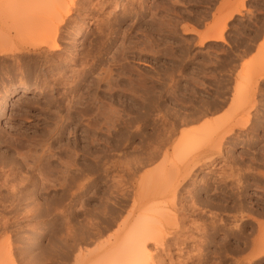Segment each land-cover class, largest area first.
<instances>
[{
    "label": "rangeland",
    "instance_id": "374dc122",
    "mask_svg": "<svg viewBox=\"0 0 264 264\" xmlns=\"http://www.w3.org/2000/svg\"><path fill=\"white\" fill-rule=\"evenodd\" d=\"M80 1L74 17L85 31L74 47L96 57L103 26L110 46L92 70L67 79L76 81L70 90L50 79L63 72L65 80L72 65L53 59L55 73L44 77L39 58L17 50L43 36L12 9L39 11L43 0H0V264H110L116 257L100 249L116 241L127 217L134 233L144 226L174 232L165 247L148 245L156 254L151 261L264 264L261 249L255 252L264 239V78L255 96L234 95L239 76L249 81L254 74L252 87L264 66V0H115L100 13L88 11L96 0ZM238 7L241 13L224 24ZM220 27L225 42L200 44V34ZM256 51L260 63L251 59ZM247 120L225 138L221 155L210 157L214 162L198 168L195 183L179 189L176 226L171 216H142L148 203L170 205L166 193L145 200L148 188L149 196L161 185L152 178L163 154L150 160L149 151L160 143L172 148L189 138L187 131L190 144L207 150L222 129ZM162 129L173 130L167 143Z\"/></svg>",
    "mask_w": 264,
    "mask_h": 264
},
{
    "label": "bare ground",
    "instance_id": "6f19581e",
    "mask_svg": "<svg viewBox=\"0 0 264 264\" xmlns=\"http://www.w3.org/2000/svg\"><path fill=\"white\" fill-rule=\"evenodd\" d=\"M46 1H49V0H43V2H41V4L43 5H45V6H41V7H39V11H38V9L35 7L36 5H39L38 4V2H39V0H38V2H33L34 4L35 3H37L35 6H34V4H33V6L35 7L34 9H36L34 12H33V10H29V9H27V8H29V6L28 5H26L25 7L24 6H16V7H14L12 10H14V13H16V15H17V17H18V19H21V20H23L26 24H29V25H33L34 26V28H32V29H37V28H39V32L38 33H36V34H38L39 35V33L41 34V35H39V37H41V36H43L41 39V41H39L38 43H36L37 45H35V43H31V46L32 47H19V48H17V50L19 51V52H21V51H23V50H27V52H31V54H33L34 53V55L36 56V58L38 57L39 59H37L40 63H41V65H44V68L45 67H47V69H48V71L46 72V73H43V75H44V77L45 76H52V75H54V70H55V66H57V65H55V66H53L52 65V63L51 64H49V62H52V60L53 59H55V60H57V61H62V62H64V64H70V65H74L73 67H77V69H71V67H69L70 68V74H68L67 73V78L64 80V77L66 76V74L64 75L63 74V72H56V75L57 76H55L54 78H51L50 79V81H53L54 83L53 84H61V82H65V84L67 85V87H69L70 88V90L71 89H73L72 87H70V86H72V85H70V84H72L73 82H74V80H76L75 78L76 77H79L80 75H82V74H86L87 72H89L90 70H92V68L94 67V64L93 63H98V62H101L102 61V56L104 55V53L103 52H106L107 51V48H108V46H110V43H109V40H110V38H109V33L110 32H108V33H106L107 31H106V28L103 26L101 29H105V31H102V33L98 36V40H97V43H98V46H97V55H96V57L95 56H93L92 55V57H90L91 56V52H89V51H91V50H87L88 52H86V53H81V51L83 50L84 51V49L83 48H80V47H74L75 45V43H77V42H75V40H76V38H78V37H80V36H82L84 33H83V31H85L84 29V24H83V26H81L82 25V23L80 24V22L79 21H77V17L79 16H76V17H74V14H75V11L81 6V5H79V2H81L80 0H55V3H54V1H53V3H54V5H53V3H52V0L51 1H49V4L48 5H50L51 3V5L52 6H48V5H46L48 2H46ZM83 1V0H82ZM85 2H86V0H84ZM113 1H115V0H96V2H95V6H93L91 9H88V8H86V9H88V11L89 10H96V12H99V11H97V8H99L100 9V11H101V9H103L104 7H106V5L108 4V3H113ZM117 1V0H116ZM129 2H131L130 0H128ZM134 1V0H133ZM45 2V3H44ZM93 2V1H92ZM128 2V3H129ZM128 3H126V5L128 4ZM132 3V2H131ZM135 3V2H134ZM40 4V5H41ZM82 4V3H81ZM87 4V3H86ZM118 4H119V2H118ZM123 4V3H122ZM137 4V3H136ZM138 4H139V2H138ZM137 4V5H138ZM39 5V6H40ZM58 5L60 6L59 8H60V10H58ZM85 5V4H84ZM90 5V4H89ZM111 5H113V4H111ZM124 5V4H123ZM134 5V4H133ZM83 6V5H82ZM114 6V5H113ZM140 6V5H139ZM19 9H18V8ZM23 7V9H21ZM38 7V6H37ZM118 7V6H117ZM117 7H115V8H117ZM131 7V6H130ZM137 7V6H136ZM81 9H82V7H80ZM79 8V9H80ZM15 9H17V10H15ZM26 9V10H25ZM31 9V8H30ZM80 9V10H81ZM120 9V8H119ZM124 9H125V7H124ZM127 9H129L128 7H127ZM137 9V8H136ZM28 10H29V12H28ZM75 10V11H74ZM104 10V9H103ZM139 10H140V8H139ZM138 10V11H139ZM18 11V12H17ZM24 11V12H23ZM32 11V12H31ZM105 11V10H104ZM111 11V10H110ZM122 11H123V9H122ZM126 11V10H125ZM133 11V10H132ZM129 12H130V10H129ZM137 12V11H136ZM100 13V12H99ZM103 13V12H102ZM108 13V12H107ZM110 13V12H109ZM109 13H108V15H109ZM113 12H111V14H112ZM241 13V8H236L233 12H231L225 19H224V21H223V23L225 24V23H227L228 21H230L231 19H233V17L235 16V15H238V14H240ZM115 15V14H114ZM125 15V14H124ZM83 16V15H82ZM80 17V16H79ZM84 17V19L86 18L87 19V16L85 15V16H83ZM106 17H108L107 16V14H106ZM82 18V17H81ZM109 18V17H108ZM17 19V18H16ZM53 20V22H52V20ZM20 20V21H21ZM51 20V21H50ZM81 20V19H80ZM3 21V20H2ZM50 21V22H49ZM29 22V23H28ZM46 22H49V23H46ZM52 22V23H51ZM108 22V21H107ZM31 23V24H30ZM36 23V24H35ZM84 23V22H83ZM32 26V27H33ZM36 26V27H35ZM39 26V27H38ZM225 27V26H224ZM224 27H220L219 28V30H218V32H213V33H209V34H206V35H201L200 34V36H201V40H200V44L201 45H203L204 43H206L207 41H223V42H225L224 41ZM76 28H79V30H77ZM100 28V27H99ZM74 29H76L77 31L75 32V30ZM100 29V30H101ZM112 29V28H111ZM74 30V31H73ZM99 30V31H100ZM107 30H109L108 28H107ZM113 30V29H112ZM35 31V30H34ZM194 31V30H193ZM36 32H37V30H36ZM72 32H75V37L73 38H71L72 40H68L67 39V41L66 42H64V45L62 46V43H60V41L61 40H63V39H65V38H69V36L71 35V34H73ZM193 32H190L189 34H192ZM109 35V36H108ZM69 38V39H70ZM66 40V39H65ZM62 42V41H61ZM96 43V44H97ZM112 43V42H111ZM26 44H28V43H26ZM29 46H30V43H29ZM79 50H81V51H79ZM15 52H16V50H15ZM0 53H2V51L0 52ZM10 53V52H9ZM32 56V55H31ZM253 56V55H252ZM259 56H261V55H259V53L256 51V53L254 54V58L252 57L251 59H252V61H255L256 59H257V57L260 59V61L257 59L256 61L258 62L259 61V63L260 62H262V60H261V58L259 57ZM264 56V55H263ZM88 57H90L91 58V60L93 61H91L90 60V58H89V60H88ZM262 59H264V57L262 58ZM36 60V61H37ZM51 60V61H50ZM89 61H91V63L89 62ZM250 63H252V61H250V60H248ZM249 62H242V64L243 63H248L249 64ZM57 63V62H56ZM54 64V63H53ZM244 65V64H243ZM96 66V65H95ZM245 66V65H244ZM257 66V65H256ZM61 67V66H60ZM261 68H262V70H260L259 72H257V74H258V77H259V79H258V81H257V78H256V80H254V85L251 87V79L253 78L252 76H254V74L253 75H251L250 77H248V79L250 78V80L248 81L247 80V78H246V76L244 77V75H241V76H239V78H238V80L236 81V85H235V88H234V95L235 96H240L243 92H250V91H252V95L253 96H255L256 95V90H257V87H258V83H260L259 81H262L263 80V78H264V66L262 67L261 66ZM45 70V69H44ZM65 70V69H64ZM62 71V70H61ZM40 76H42V75H40ZM50 78V77H49ZM69 78H71V79H74V80H71L70 79V81H72V82H69V80H67V79H69ZM44 79V78H43ZM79 79H81V78H79ZM166 79V78H165ZM45 80H46V78H45ZM44 81V80H43ZM47 81H48V79H47ZM46 81V82H47ZM78 79H77V83H78ZM132 81V80H131ZM130 81V82H131ZM134 81V80H133ZM137 80H135L134 82L135 83H137L136 82ZM246 81V82H245ZM247 81H248V83H247ZM253 81V80H252ZM80 82V81H79ZM139 82V81H138ZM140 82H141V80H140ZM167 83H168V81H166ZM249 82H250V84H249ZM74 83H76V81L74 82ZM133 83V82H132ZM244 83H247L250 87H247V84L246 85H244ZM64 84V85H65ZM138 85L140 84V83H137ZM261 84V83H260ZM54 85V86H55ZM78 85H79V83H78ZM141 85V84H140ZM166 85V84H165ZM58 86V85H57ZM74 86V85H73ZM76 86H77V84H76ZM136 86V85H135ZM170 86V84L168 85V87ZM60 87V86H59ZM64 87V86H63ZM62 87V88H63ZM67 87L65 88V91L66 92H68V90H69V88H68V90H66L67 89ZM22 88V87H21ZM166 88V87H165ZM26 89V88H25ZM24 89V90H25ZM150 89V88H149ZM171 89V88H170ZM69 90V91H70ZM74 90V89H73ZM137 91V89H135V87H134V91ZM138 90H140V89H138ZM77 91V90H76ZM75 91V92H76ZM163 91H164V89H163ZM168 91V90H167ZM169 91H171V90H169ZM168 91V92H169ZM14 92V91H13ZM12 91L10 92V94H12L13 93ZM115 92V91H114ZM118 92V91H117ZM149 92H152L151 90H148V93ZM154 92V91H153ZM152 92V93H153ZM119 93H120V91H119ZM147 93V92H146ZM165 93V92H164ZM171 93V92H170ZM69 94V93H68ZM125 93H123V95H124ZM250 94H251V92H250ZM152 95H154V93L152 94ZM234 96V97H235ZM237 97H235V98H237ZM155 97H153L152 99H154ZM152 105V104H151ZM256 105H255V102L252 104V108L253 107H255ZM111 113V112H110ZM149 114H151V113H149ZM180 119V118H179ZM181 120V119H180ZM179 120V121H180ZM249 121L250 120H247V121H245V122H243V123H236V124H229V127L227 128V129H222L223 131H221L218 135H217V137H215L216 138V141L215 140H213V142H215L214 144L216 145V147H213L212 146V148L211 147H208L209 149H207V148H205V149H207V150H204V149H202V150H200L201 148H203V147H201V145H199V144H197V145H194V144H190L191 143V140L190 139H192L191 138V136L193 135H189V131H187V135L189 136V138L186 136L185 137V139H183L182 141H178L176 144H174V146L172 147V148H168V147H166L165 145L166 144H158V146H155V148H153V150L152 151H149L150 152V155H149V158H150V160H156L155 158H158V156H160V154H163L162 155V161H160L159 163V165L157 166L156 165V169L154 170V168H153V171H157L156 172V176L154 177L153 176V178H152V175H151V173H152V171H151V173H150V176H151V178L154 180V178H155V182H160V186H159V184H157L158 185V189L155 191V190H152L153 192L148 196V194H149V192H151V190H150V188H148L147 190H148V192H146L145 194V196H147V197H145L146 199L145 200H147V202H150V201H152V200H155L156 198H158L160 195H162V194H164V193H166L167 195H168V197L170 198L169 200H170V205L167 207V208H164V207H161V206H158V205H156V204H152V205H149V203H148V205H147V207H146V209H145V211H144V214L142 215L143 217H149V216H151V215H153V214H159V215H162L163 217L162 218H168V217H170L171 218V220H173V225H175V224H177V222H176V220H177V218H176V212H177V199L179 198H177L176 197V195L177 194H179V192L178 191H180L181 189H183L182 187H184L185 189L187 188V187H185V184H189V183H191V182H194L195 183V175L197 174V171H198V168L199 167H201V166H206L207 165V163H212V162H214V160H209L210 159V157L213 155V154H218V155H221V153H222V150H221V147H222V145H223V142L226 140V142H227V140L228 139H225L226 137H230L231 135H234L235 134V128H237V127H246V126H248L249 125ZM181 123L183 122V121H180ZM131 123V122H130ZM166 123V122H165ZM133 124V123H132ZM168 124V123H167ZM129 125V124H128ZM251 125V124H250ZM123 126H125V125H123ZM122 126V127H123ZM130 127H133V126H130ZM124 129H126L125 127H123ZM163 128H164V126H163ZM166 128V127H165ZM160 129V128H159ZM167 129V128H166ZM169 129V128H168ZM173 129V128H172ZM163 131L165 130V129H162ZM170 130V129H169ZM168 130V132L167 133H169V135H165V133H166V131L167 130H165L164 132H163V134H164V136H165V138L166 137H168V139L170 138V134L172 133V131H169ZM160 132H161V130H159ZM158 131V132H159ZM192 131V133L194 132L195 133V130L193 131V130H191ZM199 131V130H198ZM198 131H197V133H198ZM186 132V131H185ZM184 132V133H185ZM166 133V134H167ZM183 133V134H184ZM173 134V133H172ZM183 134H181L182 136H183ZM186 134V133H185ZM171 136H173V135H171ZM194 136V135H193ZM192 136V137H193ZM233 137V136H232ZM164 138V137H163ZM163 141V139H161V142ZM165 141H167V138H166V140L164 139V142ZM257 141V140H256ZM163 142V143H164ZM179 142H181V143H179ZM165 143H167V142H165ZM185 144V145H184ZM225 144V143H224ZM197 146H200V149H198V148H196ZM148 153V152H147ZM143 154H146V153H143ZM142 154V155H143ZM149 154V153H148ZM148 154H147V156H148ZM146 156V155H145ZM215 156V155H214ZM214 156H212L213 158H215ZM142 157V156H141ZM228 157H230V156H228ZM147 158V157H146ZM149 158H147V160H149ZM160 158V157H159ZM143 159V158H142ZM139 160V159H138ZM141 160V159H140ZM139 160V161H140ZM149 160V161H150ZM157 160H159V159H157ZM144 161H146V160H144ZM136 162H137V160H136ZM141 163H139V164H142V166H143V163H142V160L140 161ZM147 162V161H146ZM134 163H135V161H134ZM138 163V162H137ZM137 163H135V164H137ZM152 163H153V161H152ZM132 163H130V165H131ZM135 164H133L132 166H134ZM139 164H138V166H139ZM150 164V162L148 163V164H146V165H149ZM146 165H144V166H146ZM213 165H214V163H213ZM4 167V169L6 168L5 166H3ZM136 167V166H135ZM140 167H141V165H140ZM139 167V168H140ZM127 168H130V166L129 167H127ZM132 168V167H131ZM131 168H130V170H131ZM134 168V167H133ZM132 168V169H133ZM136 168H138V167H136ZM214 168V167H213ZM14 169V168H13ZM8 170V169H7ZM130 170L128 169V171L130 172ZM140 170V169H139ZM138 170V171H139ZM1 171V170H0ZM3 171V170H2ZM134 171H136L135 169H134ZM4 172V171H3ZM2 172V174H4ZM6 172V171H5ZM9 172V171H8ZM13 172H9V174H6L5 173V175H7L6 176V182H8V183H12V182H9V181H11L10 179H9V177L11 176V174H12ZM133 173V171L131 172V174ZM137 173V172H136ZM135 172H134V174H136ZM133 174V175H134ZM153 174V173H152ZM155 175V174H154ZM132 176V175H131ZM159 176V177H158ZM2 177V176H1ZM157 177H158V179H157ZM4 178H5V176H4ZM11 178V177H10ZM160 178V179H159ZM2 179H3V177H2ZM160 180V181H159ZM197 180V179H196ZM4 181H5V179H4ZM3 181V182H4ZM14 183H15V181H14ZM2 184V183H1ZM4 184L5 185H7L5 182H4ZM14 185V184H13ZM12 185V186H13ZM156 185V184H155ZM8 186V185H7ZM10 186H11V184H10ZM11 186V187H12ZM15 186H16V184H15ZM9 187V186H8ZM7 187V188H8ZM21 187H23V186H21ZM20 187V188H21ZM209 187V186H208ZM10 188V187H9ZM15 188V187H14ZM14 188H12V191H14L13 189ZM17 188H19V187H17ZM16 188V189H17ZM157 188V187H156ZM15 189V190H16ZM155 189V188H154ZM180 189V190H179ZM21 190H23L22 188H21ZM146 190V191H147ZM189 190H191L190 188H189ZM10 192V191H9ZM20 192V191H19ZM19 192H18V194H19ZM13 193V192H12ZM17 194V193H16ZM21 194V193H20ZM179 200V199H178ZM180 202L182 201V200H179ZM145 203H146V201H145ZM151 203V202H150ZM155 203V202H154ZM1 205V204H0ZM183 206V205H182ZM193 208H196L195 207V205H193L192 206ZM182 210H183V208H182ZM185 210V209H184ZM132 214V213H131ZM182 214V213H181ZM263 214V213H262ZM264 215V214H263ZM129 216V215H128ZM130 217V216H129ZM179 217V216H178ZM128 219V220H127ZM127 219L125 220V221H123V228H121V230L122 231H120L119 232V236L117 235V237H116V241L111 245V246H108V248H106V249H100L101 251V253H103L104 254V252H108L107 254V256L108 257H110L111 255L113 256V258L114 257H116V258H114V261H112V263H110V264H142L143 262H141V261H144V264H145V262H147L148 264H166L165 263V260H163V259H159V258H157V260L158 261H151L152 259H153V257H154V255L156 256V254H152V252L148 249V245H150V244H155V245H157V247H165V245H168V243H169V241H170V238H171V235L174 233V232H172V231H168L167 229H157V228H150V227H148V226H144V227H147V229H139L138 230V228L136 227V233H134V232H132V227H130V229H129V224H130V219L127 217ZM150 219H151V217H150ZM157 219V218H156ZM245 219V218H244ZM176 222V223H175ZM133 222H131V224H132ZM175 223V224H174ZM260 225H261V222H260ZM259 225V226H260ZM176 226V225H175ZM134 229H135V227H134ZM124 233V234H123ZM132 233H134V234H132ZM177 233V232H176ZM122 234V235H121ZM262 239V238H261ZM261 239H260V241H261ZM260 241H257L256 240V242H258L259 244H260ZM264 239L261 241V244L263 243V245H258V243H256L255 244V248H260L261 249V251H259L258 252V250H260V249H255V252L257 251L258 252V254H263L264 253V249H263V247H264ZM7 243H9V242H7ZM75 243V242H74ZM255 243V242H254ZM10 244V243H9ZM111 244V243H110ZM74 245V244H73ZM73 245L72 244H70L69 246H71V247H73ZM107 245V244H106ZM105 245V246H106ZM109 245V244H108ZM10 246V245H9ZM75 246V245H74ZM104 245H103V247H105ZM260 246V247H259ZM263 246V247H262ZM8 247V246H7ZM63 247H66V246H63ZM68 247V246H67ZM66 247V248H67ZM65 248V249H66ZM75 248V247H74ZM64 249V250H65ZM68 249H69V247H68ZM156 249V248H155ZM67 250V249H66ZM65 250V251H66ZM71 250V249H70ZM73 250V249H72ZM71 250V251H72ZM97 250V249H96ZM158 250V249H157ZM160 250V249H159ZM6 251H7V249H6ZM65 251H63V252H65ZM67 251H69V250H67ZM66 251V252H67ZM70 251V252H71ZM74 251V250H73ZM153 251V250H152ZM156 251V250H155ZM161 251V250H160ZM159 251V252H160ZM10 253V252H9ZM69 253V252H68ZM68 253L65 255V256H67L68 255ZM71 253H73V252H71ZM70 253V254H71ZM154 253V252H153ZM157 253V252H156ZM257 254V253H256ZM255 254V255H256ZM257 254V255H258ZM256 255V256H257ZM68 257V256H67ZM70 257L71 256H69V259H70ZM79 257H80V255H79ZM106 258V256L104 257L106 260L107 259H109V258ZM118 257L120 258V260L118 259ZM80 259V258H79ZM79 259L78 260H76V261H79ZM116 259V260H115ZM123 259V260H122ZM155 259H156V257H155ZM111 259H109V260H107V261H110ZM134 260V261H133ZM111 262V261H110ZM141 262V263H140ZM95 264H102V262H100L99 260L98 261H96L95 262Z\"/></svg>",
    "mask_w": 264,
    "mask_h": 264
},
{
    "label": "crops",
    "instance_id": "0c3cea01",
    "mask_svg": "<svg viewBox=\"0 0 264 264\" xmlns=\"http://www.w3.org/2000/svg\"><path fill=\"white\" fill-rule=\"evenodd\" d=\"M201 32V31H200Z\"/></svg>",
    "mask_w": 264,
    "mask_h": 264
}]
</instances>
